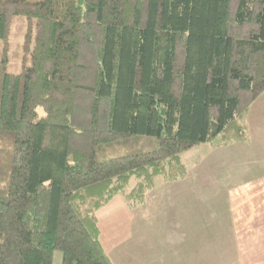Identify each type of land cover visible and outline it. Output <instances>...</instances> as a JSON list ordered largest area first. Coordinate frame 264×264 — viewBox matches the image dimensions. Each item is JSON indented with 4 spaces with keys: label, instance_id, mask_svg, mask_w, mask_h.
<instances>
[{
    "label": "trees",
    "instance_id": "16d2710c",
    "mask_svg": "<svg viewBox=\"0 0 264 264\" xmlns=\"http://www.w3.org/2000/svg\"><path fill=\"white\" fill-rule=\"evenodd\" d=\"M13 17L35 33L20 73L0 60V264H52L57 238L61 264H112L99 209L184 178L187 150L247 141L264 0H0V42Z\"/></svg>",
    "mask_w": 264,
    "mask_h": 264
},
{
    "label": "crops",
    "instance_id": "0c3cea01",
    "mask_svg": "<svg viewBox=\"0 0 264 264\" xmlns=\"http://www.w3.org/2000/svg\"><path fill=\"white\" fill-rule=\"evenodd\" d=\"M246 126L244 143L197 146L194 190L187 174L139 206L116 197L96 212L112 264H264V92Z\"/></svg>",
    "mask_w": 264,
    "mask_h": 264
},
{
    "label": "rangeland",
    "instance_id": "374dc122",
    "mask_svg": "<svg viewBox=\"0 0 264 264\" xmlns=\"http://www.w3.org/2000/svg\"><path fill=\"white\" fill-rule=\"evenodd\" d=\"M34 33V20H28L25 17H13L10 19L7 40L6 42H0V60L3 54L5 53V59L7 62L6 68L8 72L20 73L22 66L27 67L30 65L29 55L34 46ZM146 139L140 137L122 140L114 146L108 147L106 149V156L109 158H114L119 156H125L133 151H145L150 148L151 144L155 143L153 139H150L148 141ZM198 151L199 149H197L196 146L190 150L183 152L180 155V160L186 169V176L177 181L184 180L188 174L191 180V182H188V186L191 188V190H194L196 188V161L198 157ZM159 181H161L162 183L177 182H164L160 177H157L154 182L155 186H160ZM133 184L134 181H131L130 186H132ZM66 245L67 243H65L62 238H57L52 264H61L62 252L64 251Z\"/></svg>",
    "mask_w": 264,
    "mask_h": 264
}]
</instances>
